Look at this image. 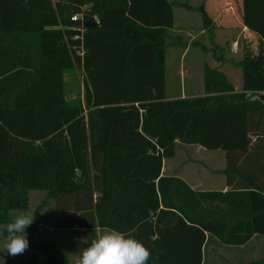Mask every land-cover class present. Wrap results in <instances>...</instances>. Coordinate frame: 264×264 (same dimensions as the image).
Wrapping results in <instances>:
<instances>
[{
    "label": "trees",
    "instance_id": "1",
    "mask_svg": "<svg viewBox=\"0 0 264 264\" xmlns=\"http://www.w3.org/2000/svg\"><path fill=\"white\" fill-rule=\"evenodd\" d=\"M174 2L0 0V224L38 189L56 200V227L132 232L148 264H202L209 236L225 245L264 236V63L237 62L239 91L206 67L202 95L167 98ZM242 21L264 42V0H243ZM76 66L83 104L66 100L64 75ZM177 142L223 150L228 189L162 175ZM28 238L25 264H72L35 224Z\"/></svg>",
    "mask_w": 264,
    "mask_h": 264
},
{
    "label": "rangeland",
    "instance_id": "2",
    "mask_svg": "<svg viewBox=\"0 0 264 264\" xmlns=\"http://www.w3.org/2000/svg\"><path fill=\"white\" fill-rule=\"evenodd\" d=\"M173 5L174 20L176 26L170 31L166 46V61H165V86L167 95L179 96L172 91L174 89L188 90L192 86L195 92L197 90V82L199 80V88L202 84V77L199 76L197 71L188 74L189 71V56L193 46L189 42V26L195 29L196 25L202 23L201 14L198 10L194 9L197 5V0H174ZM84 21V20H83ZM182 23V27L180 24ZM84 27V26H83ZM178 28L181 31L178 32ZM177 30V31H176ZM67 37H65V40ZM81 55L84 50L79 49ZM219 53L218 51H216ZM263 50L261 51L262 55ZM205 56L212 57L213 52H202ZM183 55V56H182ZM182 56V58H181ZM240 69V68H239ZM241 72V69H240ZM84 72L82 67H74L64 75V84L66 92V100L68 102L77 101L83 104L84 98ZM264 94V92L262 93ZM198 144H183L177 142L175 155L172 158L166 159L168 163L175 164L176 170L185 172V175L190 177H199L202 181L208 182L213 179L210 176L212 173L211 168L220 169L225 163L224 152L221 149L209 150L206 148H199ZM201 147V146H200ZM212 156V158H211ZM173 167V168H174ZM185 170V171H184ZM219 175V176H218ZM215 177L223 175L218 174ZM220 178V179H221ZM29 212L34 218V223L29 226L26 231L30 233L32 226L35 224L36 231L40 238L43 240L53 242L59 249L60 253L66 256L72 264H76L80 250L88 246L91 240L95 239L98 235L102 234L108 228L96 227L92 233L91 229L72 227V228H58L56 223L62 219L63 215L60 212L56 200L48 197L45 190L32 189L27 192V206L22 210H13L12 214L16 216L21 212ZM260 239H264L263 235H259ZM93 238V239H92ZM4 238L0 236V250L4 247ZM256 245L255 241H251L244 247L240 248L238 245H225L220 243L219 247L213 251L212 255L218 258L225 259L220 261V264H232L234 258L227 257V254L234 255L243 252H253ZM259 246V245H258ZM264 254V246L261 248ZM32 250L28 248L23 254L17 256L8 255L6 252H0V264H25L31 256ZM208 252L206 253V255ZM220 254H223L221 257ZM205 255V256H206ZM256 257L247 255L241 261L235 264H245L256 260ZM203 264H216L210 262L208 259Z\"/></svg>",
    "mask_w": 264,
    "mask_h": 264
},
{
    "label": "crops",
    "instance_id": "3",
    "mask_svg": "<svg viewBox=\"0 0 264 264\" xmlns=\"http://www.w3.org/2000/svg\"><path fill=\"white\" fill-rule=\"evenodd\" d=\"M197 3L199 5L194 7V9L200 12V6L202 5L215 25L211 32L209 31V27L205 28L203 26V23L198 24V26L196 25L195 29H193L191 25L189 26V42L191 46H193L191 49L193 51H191V54L189 56L188 74L191 73V75H193L192 70H196L198 73V78L199 76L202 77V84L200 88L199 80L197 82V90L200 89V91L195 92L192 86L188 87V90H186L184 86L182 90L174 89L172 91L179 96L167 95L166 90L167 98L202 95L204 92L203 79L206 67L222 72L227 77L228 81L232 83L234 89L236 91H239L242 87V70L240 72L241 68L237 65V62L240 59H247L252 62L259 61L264 63V42H262L254 32L246 28L242 21L243 0H197ZM175 26L176 24L174 20L173 27ZM180 27H182V23L180 24ZM177 30L178 32H180L181 28H178ZM261 50H263L262 55L260 53ZM209 51L213 52L212 57L202 54V52L208 53ZM216 51H218L219 53H217ZM199 148L202 149V146H199ZM166 159L168 158H164L162 160L161 167V174L164 176L180 177L189 185L191 189L194 190L225 191L228 189V186L225 184V176L221 172V170L225 167V163L220 169L211 168L212 173H210V176H212L213 179H210L208 180V182H206L202 181V177H190L185 175V172L176 170V168L174 167L176 165L168 163ZM218 174L223 175V179L221 177V179L219 177H216L215 179L214 176ZM258 236L259 235H254L245 244L238 245L240 248H242L249 242L255 241L256 245L253 248V252H243L241 254L234 253L235 256L227 254V257L235 259L231 261L232 264L241 261L242 258L247 257V255H251L252 257L257 256L256 260L264 258L263 250L261 249L262 246H264V239H260V237ZM219 244L220 242L217 241L214 237L209 236L207 238V241L204 245V258L202 264L207 259L210 262L216 264H220V261L225 260H221L217 256H214V254L212 255L213 251L219 247ZM207 252L208 254L206 255ZM220 256L222 257L223 254H220Z\"/></svg>",
    "mask_w": 264,
    "mask_h": 264
},
{
    "label": "clouds",
    "instance_id": "4",
    "mask_svg": "<svg viewBox=\"0 0 264 264\" xmlns=\"http://www.w3.org/2000/svg\"><path fill=\"white\" fill-rule=\"evenodd\" d=\"M34 220L25 211L0 224V236L5 241L0 252H6L13 257L23 254L29 248L26 229ZM150 257L149 248L132 232L106 229L80 250L76 264H148Z\"/></svg>",
    "mask_w": 264,
    "mask_h": 264
},
{
    "label": "water",
    "instance_id": "5",
    "mask_svg": "<svg viewBox=\"0 0 264 264\" xmlns=\"http://www.w3.org/2000/svg\"><path fill=\"white\" fill-rule=\"evenodd\" d=\"M95 24H96L95 21H91V20H84L83 21V26L85 28H89V27H91V26H93ZM259 97H260V99H263L264 100V94H261Z\"/></svg>",
    "mask_w": 264,
    "mask_h": 264
},
{
    "label": "built area",
    "instance_id": "6",
    "mask_svg": "<svg viewBox=\"0 0 264 264\" xmlns=\"http://www.w3.org/2000/svg\"><path fill=\"white\" fill-rule=\"evenodd\" d=\"M77 18H81V15L80 14H74L72 16V19H77ZM96 21H98V20L96 19ZM79 53L81 54V52H79Z\"/></svg>",
    "mask_w": 264,
    "mask_h": 264
}]
</instances>
